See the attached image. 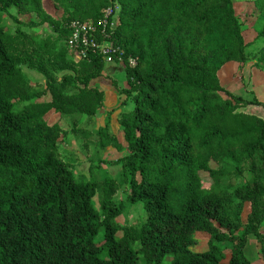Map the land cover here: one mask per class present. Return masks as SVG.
<instances>
[{"label":"trees","instance_id":"1","mask_svg":"<svg viewBox=\"0 0 264 264\" xmlns=\"http://www.w3.org/2000/svg\"><path fill=\"white\" fill-rule=\"evenodd\" d=\"M11 8L14 26L3 23ZM109 9L106 33L126 76L117 94L120 105L132 103L117 117L122 142L107 124L94 138L63 122L89 123L104 102L90 84L103 57L75 56L69 24L90 19L102 39ZM44 24L50 32L33 30ZM261 44L255 66L264 71ZM247 48L233 0H0V264H251L249 234L264 259V119L243 111L264 102L218 77L229 62L244 65ZM22 65L43 76L41 91ZM69 133L85 146L106 140L126 150L127 200L141 203V222H119L115 179L97 181L95 168L75 176L60 153ZM197 231L210 236L202 252L191 249Z\"/></svg>","mask_w":264,"mask_h":264},{"label":"rangeland","instance_id":"2","mask_svg":"<svg viewBox=\"0 0 264 264\" xmlns=\"http://www.w3.org/2000/svg\"><path fill=\"white\" fill-rule=\"evenodd\" d=\"M263 0H233L235 13L241 23L242 35L248 46L249 60L244 65H238L235 62H229L225 64L218 72V77L221 84L227 90L231 91L235 95H239L247 100L256 99L264 102V71L256 68L255 63L259 57L258 47L262 45L264 41V8H260V4ZM11 15L16 16V10L11 8L4 16V24L14 26V22ZM31 20L36 21L34 15L31 16ZM39 33L50 32V27L46 24L38 26L33 29ZM263 31V35L259 34ZM22 70L27 77L32 81H38L39 86L37 89L41 91L44 87V78L34 70L29 69L26 65H22ZM104 81L112 82L115 86L116 82L119 85L124 86L126 82L125 72L119 63L106 62L104 63ZM106 82V84L108 83ZM116 81V82H115ZM107 88L106 86H104ZM106 90V89H105ZM107 91V90H106ZM46 97V96H45ZM109 93H106L105 99L109 102ZM124 110H129L130 107L126 106ZM247 113H253L261 116L264 119V109L260 106L249 105L243 109ZM112 112L100 113L91 120L89 123L86 121V117H66L63 119L65 127H71L73 121L79 126L86 127L90 130L94 138L98 137V130L108 125V131L116 137L118 141H123L122 131L117 120H112ZM56 115H53L50 120L56 119ZM69 129V128H68ZM60 153L63 159L73 166L75 176L89 177L92 170L95 174L97 181H101L106 176H110L118 184V191L114 196L117 203H121L124 207L123 212L118 217L121 225H134L141 222L145 217L144 209L141 203H131L127 200V193L129 191L128 175L125 174L120 159L126 154V150H118L111 145L110 141L101 140L98 145L93 142L85 146L83 139L76 134L69 133L64 139L60 141ZM250 177L248 172L244 173V177L239 182H244ZM93 204L98 209L100 206V189L97 190V195L93 198ZM249 212V207L246 205L242 213V219L244 220L246 214ZM260 230L264 233V220L260 224ZM250 235V234H249ZM195 242L191 246V249L196 252H202L207 249V242L209 235L203 232L194 233ZM101 239V237L99 238ZM253 239V240H252ZM251 244H248L247 253L250 254L258 250L261 256L259 260H255L253 264H264L263 252L260 245L253 237L251 238ZM247 244V242H246ZM223 245H227L223 243ZM247 246V245H246ZM229 246L227 245L226 254L229 255ZM246 249V247H245ZM142 264V263H140ZM163 264H168V260Z\"/></svg>","mask_w":264,"mask_h":264},{"label":"built area","instance_id":"3","mask_svg":"<svg viewBox=\"0 0 264 264\" xmlns=\"http://www.w3.org/2000/svg\"><path fill=\"white\" fill-rule=\"evenodd\" d=\"M111 9L107 10L102 19L103 30L100 33L102 39L97 35L95 25L90 19L73 20L69 24L70 39L68 42L69 50L78 58H85L90 52H96L103 57L104 63L112 62L122 64V50L114 45L106 33L108 15ZM130 65L135 64L133 58L128 59Z\"/></svg>","mask_w":264,"mask_h":264},{"label":"crops","instance_id":"4","mask_svg":"<svg viewBox=\"0 0 264 264\" xmlns=\"http://www.w3.org/2000/svg\"><path fill=\"white\" fill-rule=\"evenodd\" d=\"M122 69H123V72H124V65L123 64H120ZM103 69H104V66H103ZM104 70H102V75L98 78H95L93 80H91L90 84L91 85H95V86H98L100 88L103 89L104 91V102H103V106L102 108L98 111V114H102V113H107V112H112L111 114V117H112V120H117V117L119 115V113L121 111H123L124 107L128 106V107H132V103L128 102L127 104L125 105H120V100L118 98V94H117V89H120V88H123L126 86V82L124 83V86L122 85H119L116 81V85L113 86L112 85V82L108 81V83L106 84V82L104 81ZM104 86H106L107 88H105ZM107 91H106V90ZM109 93V102H107V99H105V96H106V93ZM261 231V230H260ZM255 238V236L253 234H250L247 236V246L245 245L246 249L244 248V253L245 255L248 257V259L250 260L251 264H253L252 262L255 261V260H259V258L261 257L258 253V250L254 251L253 252V255H251V257H249L248 253H247V248H248V244L250 245L251 244V238ZM256 239V238H255ZM253 240V239H252ZM257 241V240H256Z\"/></svg>","mask_w":264,"mask_h":264}]
</instances>
